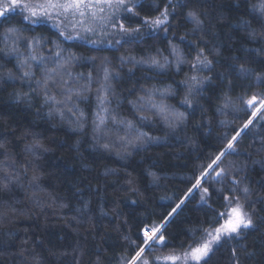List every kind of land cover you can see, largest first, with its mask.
<instances>
[{"label":"trees","instance_id":"trees-1","mask_svg":"<svg viewBox=\"0 0 264 264\" xmlns=\"http://www.w3.org/2000/svg\"><path fill=\"white\" fill-rule=\"evenodd\" d=\"M259 2H144L133 16L120 18L140 31L103 47L62 41L50 27L12 14L0 21V264H129L143 229L161 225L168 246H155L148 258L162 264L154 253L183 251L215 222L233 178L252 189L245 210L258 229L223 241L207 264H264V203L257 202L264 199V108L252 115L264 100V84L256 78L264 77V18L254 9ZM165 8L163 27L143 23ZM190 12L203 23L197 27ZM9 29L18 37L6 48ZM13 47L14 54L3 55ZM199 52L212 64L197 72L191 63ZM241 65L249 71L240 73ZM44 70L54 71L48 95L62 101L59 109L38 87ZM193 74L211 79L192 94L189 107L184 82ZM61 85L65 91L58 90ZM149 95L185 118L170 125L148 106ZM101 96L107 97V113L96 103ZM253 96L252 106L247 102ZM98 112L106 122L95 133ZM237 132L236 151L220 163L228 175L192 188ZM124 140L129 147L120 150ZM253 202L254 212L248 207Z\"/></svg>","mask_w":264,"mask_h":264},{"label":"snow or ice","instance_id":"snow-or-ice-1","mask_svg":"<svg viewBox=\"0 0 264 264\" xmlns=\"http://www.w3.org/2000/svg\"><path fill=\"white\" fill-rule=\"evenodd\" d=\"M137 5L134 3V0H40V2H35V0H0V19H7L13 13L22 14V18L26 21L36 22L37 20H52L53 17H63L65 20L71 18L74 21V24H78L82 27V30L86 33H92L93 28L91 25L88 27H83L86 23V17H90L93 21L100 20L104 21L107 19L111 21L113 27H118L121 32L125 34H132L133 32H139L140 28H130L126 27L124 23L120 22V18L117 16V12L123 10L126 13H133V9ZM105 8L110 10V13L107 17L103 15H98L99 13H103ZM254 9L260 13V16L264 18V0H260L258 6H254ZM168 10L165 8L163 12H161L160 16L149 21L145 19L143 23L145 25H154L159 26L162 23L167 22ZM79 17L80 19H77ZM189 18L193 21V23L198 27L203 23L199 17L193 13H189ZM13 34H16L18 37V32L16 29H9V31L5 35V41L8 38L12 37ZM62 36L65 35L63 31L60 33ZM262 34H264V30H262ZM250 37L255 39L256 32L253 30L249 33ZM71 35L65 36V39H72ZM78 38V37H77ZM15 43V41H14ZM11 52H16L17 50L13 47ZM61 53L56 52V56L59 57ZM173 55H175V50L173 51ZM31 59L36 60V57L33 56ZM184 61L177 57V63H183ZM39 63V61H37ZM152 64L155 66L163 67L160 65L158 60L153 59ZM212 61H210L207 56H204L203 52H199L196 56L195 62L191 63L192 69L199 72L201 67L210 68ZM31 67V66H29ZM249 70L246 69L243 65L240 66L239 72L246 73ZM25 77L30 75L29 71H25L23 73ZM107 78V77H106ZM257 80L260 81L261 84H264V77L257 75ZM211 77L204 76L200 77L196 74L191 75L187 81L184 83L187 85V94L185 95L183 103L187 104L189 107L192 106V99L190 97L194 92H197L202 87L205 81L210 80ZM50 81L45 79L42 83L37 82L38 87L44 89V96L46 101H50L52 104H60L62 101L58 100L56 95H48ZM51 83L55 84V80H52ZM71 92V89H68ZM99 91V90H98ZM78 94V93H77ZM164 93H161L163 96ZM67 99H71L69 95ZM101 104V111L107 113L108 108L104 106L107 101L106 96L98 97ZM144 99L143 97L141 98ZM257 97L253 96L247 103L252 105L256 102ZM147 104L151 109H156L157 113L162 115L163 118L169 122L171 125L173 122H181L185 117L183 112H174L170 111L162 101L157 104L153 102V98L151 95L147 97ZM143 107V105H141ZM261 108H264V100L260 101L259 107L253 111L252 115L255 116ZM68 111H72L71 108ZM60 115L63 118V111H60ZM73 115H76L73 113ZM83 112L79 113L80 117H83ZM98 123H96L97 130H101V126L105 125L106 117L101 115L100 112L97 113ZM123 123V122H122ZM252 124V120H248V122L244 125V128H248V126ZM127 127L132 128L133 125L129 121L127 122ZM146 133H140V136H145ZM240 135V132H237L231 140L228 141L226 148L224 151H221L215 158L212 160L211 164L208 165V169L211 171H203L200 177L196 178L195 184H193L192 188H201L202 180L205 178L210 179H219L222 180L226 175H228L225 168L220 167V163L222 162V158L225 157L230 152H235L234 141H236L237 137ZM140 137L138 136L137 139ZM123 139V138H122ZM105 148L109 146L107 144L104 145ZM0 148H4V145L0 144ZM213 165L216 167L214 168ZM212 173L215 175L213 176ZM35 179V177H33ZM233 187L230 190V195L224 196L225 201L227 202V210L225 212L218 213V218L215 222L209 225L208 228L203 229L201 237L199 240L193 245L190 244L184 251L182 256H178L175 254L168 255L164 259L166 261H171L172 264H175L176 261L183 260L184 264H189V262H195V264H207L211 254H213L215 250V246L219 245L223 238L232 239L234 237H238L241 235V229H258V225L253 220V213L245 210V204L249 201L252 196V189L244 184L241 186V181L238 179H232ZM8 184L5 183L3 185L4 189H7ZM192 189H189L191 192ZM202 192L205 196L209 195V189L207 187L202 188ZM204 199V196L201 197ZM243 199V202H242ZM257 202L264 203V199H259ZM135 203V201H133ZM184 201L181 200L180 204H183ZM180 204L176 205V208L180 207ZM249 208L255 210V202L248 204ZM176 208L172 209L168 215L171 217L173 213L176 212ZM223 221V222H221ZM167 219L165 220V223ZM161 226H154L153 228L144 229L143 230V241L141 245L137 246V250L135 251V255L129 261V264H151L150 259L148 258L150 250L154 249L155 246L159 245L160 247H167L166 237L161 232ZM233 256L236 255L235 249L232 250ZM234 264H239V261H234Z\"/></svg>","mask_w":264,"mask_h":264},{"label":"rangeland","instance_id":"rangeland-1","mask_svg":"<svg viewBox=\"0 0 264 264\" xmlns=\"http://www.w3.org/2000/svg\"><path fill=\"white\" fill-rule=\"evenodd\" d=\"M35 2H40V0H35ZM144 2H147L148 4H151V3H155V0H134V3L136 4V5H138V4H141V3H144ZM161 12H163V11H161ZM161 12L160 13H158V15H154V17L153 18H150V19H148L149 21H151L152 19H154V18H156V17H158V16H160V14H161ZM109 13H110V10L109 9H107V8H105V11L103 12V13H99L98 15H103V16H105V17H107L108 15H109ZM133 13H126V12H124L123 10H120V11H118L117 12V16L119 17V18H121V16L123 15V16H125V15H132ZM12 15H15L16 17H19V18H21V21L23 22V23H27V24H29V25H32V26H35V25H39V24H44V25H46V26H48V27H50L52 30H54L57 34H58V36H59V39L60 40H62V41H65V42H80V43H83V44H85V45H87V46H90V47H103V46H109V45H112L113 43L112 42H115L116 41V37H119L118 39H117V41L116 42H120V40H122L123 39V36H125L126 34L124 33V32H121L120 30H119V28L118 27H113V24H112V22L111 21H108L107 19H105L104 21H100V20H96V21H93L90 17H86V18H84L85 19V21H86V23L83 25V27H88L89 25H91L92 26V28H93V32L92 33H86V32H84L83 30H82V27L80 26V25H78V24H74V21L71 19V18H69L68 20H65L63 17H59V18H57V17H53V19L52 20H44V19H41V20H37L36 22H31V21H26V20H24L23 18H22V14H20V13H13ZM134 15V14H133ZM132 15V16H133ZM77 19H80L79 17H77ZM1 20H3V19H0V21ZM145 20V19H144ZM120 22H122L121 20H120ZM129 24H131V23H129ZM132 25V24H131ZM165 25V23H162L161 25H159L158 27L157 26H154V25H148V27H154V28H161V27H163ZM126 27H127V25H126ZM61 31H63L64 33H65V35L64 36H62L60 33H61ZM68 35H71L73 38L72 39H65V36H68ZM128 35V34H127ZM78 37V38H77ZM5 38V37H4ZM5 41V40H4ZM9 42H11L12 43V45H13V43H14V34H13V36L12 37H10V38H8L7 39V41H5L4 42V45H6V48H9L10 47V45H9ZM17 47V46H16ZM22 47V49H25V48H29V43L27 44V45H22L21 46ZM11 49H6V51L5 50H3L2 52H3V55L4 56H6L7 54L6 53H8V54H12L13 52H11L10 51ZM14 54V53H13ZM25 56V55H24ZM39 58H41V59H45V57H39ZM27 59V56L23 59V61L22 62H24V63H26V60ZM55 61H57V60H55ZM60 61H58L57 63H59ZM56 63V64H57ZM18 64H19V60H18ZM58 65H60V68H63L64 66H65V63L64 64H58ZM25 65H23L22 64V66L21 67H24ZM57 67V66H56ZM58 70L60 71V72H62V70L61 69H59L58 68ZM54 75V71H50V72H48V73H46V71L44 70V73L42 74V76H41V79H40V81H44L45 79H48L49 81L51 80V78H52V76ZM52 81V80H51ZM51 81H50V83H49V86L52 84L51 83ZM58 90L60 91H65V87H63L62 85H61V87H58ZM64 94V93H63ZM72 94H75V93H72ZM159 96H161V95H159ZM99 101V99H98V97H97V99H96V103ZM57 105H59V104H56V106ZM100 106V105H99ZM252 106H253V104H252ZM259 106H257L256 107V109L258 108ZM57 108L59 109V107L57 106ZM61 108V107H60ZM94 128H95V130H94V132L95 133H98V132H102V128H101V130H97V128H96V124H94ZM128 142L129 141H125L124 140V143H122L121 145H120V150H124V149H128V147H129V144H128ZM214 174V173H213ZM227 210V202H226V205H225V208L223 209V211L222 212H225ZM247 211V210H246ZM170 218V217H169ZM168 218V219H169ZM221 222H223V221H221ZM150 229V228H149ZM245 229H241L240 231H241V233H242V231H244ZM201 237V235L197 238V239H195V241H193V243H191V244H195L198 240H199V238ZM225 240H227V238H223L222 239V241H221V243L223 242V241H225ZM220 243V244H221ZM219 244V245H220ZM219 245H216L215 246V248L216 247H218ZM186 249V248H185ZM184 249V250H185ZM183 250V251H184ZM151 251H154L153 249L152 250H150V252ZM183 251H171V252H169V253H167V254H165L164 256H162V255H159L158 253H154L155 254V256H154V259H156L157 261H159L160 263H162V264H172V262L171 261H166L164 258L166 257V256H168V255H172V254H175V255H178V256H182V254H183ZM151 253H153V252H151ZM159 255V256H158ZM159 258H158V257ZM161 256V257H160ZM175 264H184V261L183 260H179V261H176L175 262ZM189 264H195V262H189Z\"/></svg>","mask_w":264,"mask_h":264},{"label":"bare ground","instance_id":"bare-ground-1","mask_svg":"<svg viewBox=\"0 0 264 264\" xmlns=\"http://www.w3.org/2000/svg\"><path fill=\"white\" fill-rule=\"evenodd\" d=\"M150 229H151V228H150ZM150 229H149V230H150ZM143 230H144V229H143ZM142 234H143V231H142Z\"/></svg>","mask_w":264,"mask_h":264},{"label":"water","instance_id":"water-1","mask_svg":"<svg viewBox=\"0 0 264 264\" xmlns=\"http://www.w3.org/2000/svg\"><path fill=\"white\" fill-rule=\"evenodd\" d=\"M168 220V219H167Z\"/></svg>","mask_w":264,"mask_h":264}]
</instances>
